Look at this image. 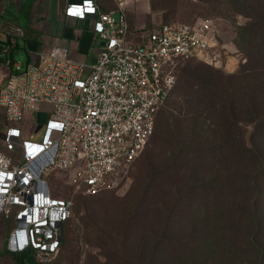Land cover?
<instances>
[{
  "label": "built area",
  "instance_id": "obj_1",
  "mask_svg": "<svg viewBox=\"0 0 264 264\" xmlns=\"http://www.w3.org/2000/svg\"><path fill=\"white\" fill-rule=\"evenodd\" d=\"M104 11L95 0L66 6V16L93 19L102 41L94 62L54 46L29 63L15 60L0 82V214L13 216L8 249H34L43 261L59 252L73 197L52 196L47 177L68 175L74 192L97 194L116 186V175L139 157L155 131L179 63L191 59L226 66L212 19L155 27L144 43L129 37L126 6ZM18 34L20 27H14ZM0 52V57H1ZM51 110L41 140L23 138L24 111Z\"/></svg>",
  "mask_w": 264,
  "mask_h": 264
},
{
  "label": "trees",
  "instance_id": "obj_2",
  "mask_svg": "<svg viewBox=\"0 0 264 264\" xmlns=\"http://www.w3.org/2000/svg\"><path fill=\"white\" fill-rule=\"evenodd\" d=\"M231 2V13L248 19L238 27L235 42L245 62L233 73L203 66L204 69L197 67L178 74L185 61L179 63L177 82L160 109L167 107L159 109L155 117V129L159 131L171 115L175 116L179 121L178 128L184 134L180 141L187 142L185 148L194 150L200 158V169L197 173L192 171L197 176L189 175L185 181L182 199L183 203L185 198L183 218H187L188 231L182 247H172L176 257L182 258L181 264H264V0ZM126 14L129 37L139 43H144L148 32L155 27L173 23L195 24L204 19L169 21L138 28L127 11ZM11 36L0 39V62L10 67L16 60V53L22 49L17 40L12 43ZM168 180L173 189L184 186L171 175ZM110 190L93 195L79 194L97 196ZM178 199L180 201L177 198L169 205L163 223L167 232L161 237L169 241L172 237L166 236L171 212L176 205L180 206ZM6 217L13 220L11 232L15 221L13 216ZM124 237L128 240L131 236ZM62 243L63 236L60 249ZM7 250L13 254L16 264H56L59 254L48 262L41 260L34 249ZM180 252L183 257L179 256ZM154 255L146 262L151 264L155 260L154 264H162L161 255L156 252Z\"/></svg>",
  "mask_w": 264,
  "mask_h": 264
},
{
  "label": "rangeland",
  "instance_id": "obj_3",
  "mask_svg": "<svg viewBox=\"0 0 264 264\" xmlns=\"http://www.w3.org/2000/svg\"><path fill=\"white\" fill-rule=\"evenodd\" d=\"M231 1L130 0L126 11L138 28L169 21L212 19L217 30V42L224 47L228 65L215 68L191 59L181 64L178 74L182 70H196L197 67L204 69L203 66L233 73L246 60L235 42L238 27L248 19L231 13ZM25 58L23 53L18 55L21 61H25ZM51 107L42 103L38 111L23 112V138L41 140ZM178 123V119L171 115L159 131L156 128L139 158L116 175V186L110 191L97 196L81 195V191L75 193L65 183L68 178L66 173L54 172L47 177L52 196L73 197L75 203L73 214L63 228V243L56 264H140L141 261L150 264L146 259L155 256V252L161 255L162 264H181L182 258L176 257L172 247L176 245L179 247L176 249H180L188 231L187 218H183L185 198L183 203L182 199L186 190L185 181L189 175L197 176L200 158L194 150L185 148L187 142L180 141L184 134H181ZM186 158L189 159L187 163ZM192 171H196L195 175ZM170 175L184 186H174V190L168 180ZM177 198H180V206L176 205L171 212L172 220L166 236L172 237V241H169L161 237L167 232V226L163 223L169 205ZM12 225L11 217L0 214V264H16L13 254L7 250ZM126 235H130V239L125 240ZM159 241H163L160 247ZM179 256L183 257V252Z\"/></svg>",
  "mask_w": 264,
  "mask_h": 264
},
{
  "label": "crops",
  "instance_id": "obj_4",
  "mask_svg": "<svg viewBox=\"0 0 264 264\" xmlns=\"http://www.w3.org/2000/svg\"><path fill=\"white\" fill-rule=\"evenodd\" d=\"M82 0H0V39L11 36L12 43L17 40L22 49L18 55L27 51L26 64L34 61L38 53L54 46L68 47L73 58L92 63L95 61L103 41L93 31V19H78L66 16L69 3ZM104 11H114L115 0H95ZM20 27L23 34L16 33ZM26 55V54H25ZM228 64V61H227ZM12 67L0 62V82L11 73Z\"/></svg>",
  "mask_w": 264,
  "mask_h": 264
}]
</instances>
